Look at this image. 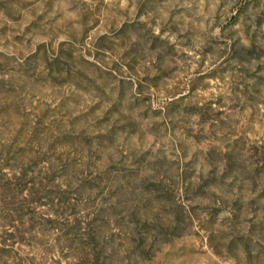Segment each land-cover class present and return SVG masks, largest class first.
Returning <instances> with one entry per match:
<instances>
[{"label": "rangeland", "instance_id": "1", "mask_svg": "<svg viewBox=\"0 0 264 264\" xmlns=\"http://www.w3.org/2000/svg\"><path fill=\"white\" fill-rule=\"evenodd\" d=\"M0 264H264V0H0Z\"/></svg>", "mask_w": 264, "mask_h": 264}]
</instances>
